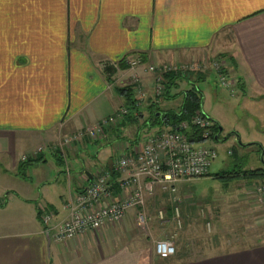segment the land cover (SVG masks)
<instances>
[{
	"label": "crops",
	"instance_id": "0c3cea01",
	"mask_svg": "<svg viewBox=\"0 0 264 264\" xmlns=\"http://www.w3.org/2000/svg\"><path fill=\"white\" fill-rule=\"evenodd\" d=\"M218 56L236 83L234 92L224 91L240 103L264 106V0H0V160L8 164L6 173L19 172L22 179V191L0 187V210L20 209L14 219L0 221V264H264V240L210 252L222 246L209 239L202 246L207 252L189 256L194 251L186 249V241L204 222L193 212L199 207L188 202L212 203L196 197L186 182L178 184L184 225L178 233L173 204L161 186L152 194L146 191L147 231L138 227L136 208L121 222L63 242H56L49 229L67 218L72 196L115 165L108 145L116 142L120 156L129 153L137 146L134 135L152 128L141 127L146 115L156 105L183 96L170 92V98L155 101L154 74L147 65ZM136 58L143 64L130 70L126 60ZM134 72L148 94L142 118L133 121L129 115L99 139L76 142L64 152L51 147L29 158L40 161L22 166V156L32 155L39 145L54 146L128 106L127 92L118 88L131 86L128 78ZM210 73L212 69L205 79ZM220 92L215 90L213 97L219 99ZM183 101L169 110H180ZM233 130L229 136L236 138L239 133ZM49 159L56 168H47ZM112 173L106 202L124 193L119 182L123 174ZM239 199L240 205L249 206L248 198ZM211 206L214 226L221 228L220 206ZM42 208L54 213L50 226L40 217ZM171 231L179 237L178 252L157 255L153 240Z\"/></svg>",
	"mask_w": 264,
	"mask_h": 264
},
{
	"label": "built area",
	"instance_id": "2783aa9c",
	"mask_svg": "<svg viewBox=\"0 0 264 264\" xmlns=\"http://www.w3.org/2000/svg\"><path fill=\"white\" fill-rule=\"evenodd\" d=\"M205 61H194L191 64L183 62L148 64L146 70L154 74L152 93L154 100L161 99L166 93L165 76L174 72L186 75L190 71L204 72L212 69L217 72L220 84L234 92L235 82L224 74V62L215 59L208 64ZM126 62L133 71L143 64L140 58L127 59ZM140 76L138 72H134L128 78V85L134 88L136 99L134 110L128 106L120 107L113 115L60 139L54 146L39 145L32 155L24 154L22 161L37 157L51 147L64 152L66 147L76 142L99 139L111 126L120 124L131 114L137 120L142 118L143 104L148 94ZM213 125V119L201 109L190 119L179 122L176 128L158 129L143 141L137 142V146L131 148L129 153H123L110 170L99 172L91 185L69 199L66 204L69 210L67 218L53 226L54 228H49L53 231V239L56 242H63L87 231L98 230L108 223L121 222L133 208L138 210L139 226L144 225L147 222V214L144 211L146 191L152 194L157 186H161L168 192L173 204V218L176 223L181 224L180 203L182 198L178 184L209 173L211 162L218 156V153L214 147L203 143L212 138ZM196 128L202 130V140L192 142L189 136ZM115 171L123 174L119 182L124 193L106 202L105 200L109 198L112 172ZM259 196L264 210V185L259 188ZM40 217L46 225L50 226L54 213L42 208ZM163 217L164 212L160 210L159 218ZM153 249L159 256L175 255L174 236L156 240Z\"/></svg>",
	"mask_w": 264,
	"mask_h": 264
},
{
	"label": "rangeland",
	"instance_id": "374dc122",
	"mask_svg": "<svg viewBox=\"0 0 264 264\" xmlns=\"http://www.w3.org/2000/svg\"><path fill=\"white\" fill-rule=\"evenodd\" d=\"M215 59L224 62L221 56L204 58L203 60H206L205 62L209 64V62ZM191 63L192 62H186V64ZM206 72L208 71L187 72L186 76L189 80L187 78H181L178 80V85L171 88V93L182 94L184 90H188L192 87L191 82L195 83L203 93L204 110L209 116L213 117L214 121H220L223 127L221 132L222 139L216 140L215 136L219 133V130H213L212 138L203 143L214 147L218 153V156L211 162L209 174L185 183L187 188L195 194L196 197L200 196L207 202L219 205L220 211L218 217L222 220L221 228L215 227L213 220L216 217V211L211 206L212 204H203L200 199H190L189 201V198H186L189 201L188 204L193 203L199 207V209L194 208L193 212L198 213V216L204 222V224L199 223L201 228L194 230L191 236L192 238L186 241V249H188L189 252L194 251L189 254V256L192 257L200 256L203 253L205 249H203L202 246L206 243L209 244V239L211 243H221L220 247L222 246L220 249H211L210 252L231 250L239 245L241 246V244L254 245L264 240V210L259 196V188L264 185V179L249 180L244 176L227 177L229 172L238 170L245 171L264 166V106L260 103L258 105V103L255 102L243 104V102H238V99L231 98L224 91L227 88L218 86L219 77L214 70L210 73L211 76L203 81L198 82V79H195L198 74H206ZM223 72L228 75L227 73H229V70H227L226 66H224ZM230 80L234 82L233 79L230 78ZM217 89L219 91L221 90L219 99L213 97V93ZM180 96L181 95L175 99L170 98L167 104L161 106L162 109L169 110L171 107L176 109L179 108L180 105L178 103H180L183 98V96ZM232 128L237 129L238 133L241 135V140L237 137L235 138L232 134L229 136L232 131H235ZM127 129H130V126H127ZM154 129L156 130V128L141 130L134 135V141H143L145 136L155 132ZM123 130L124 128L121 129V133ZM117 133L119 134L118 131ZM123 134H126V132L124 131ZM124 137L127 136L124 135ZM115 143L116 142H113L105 149H107L110 155L118 161L120 153L118 154L116 152ZM261 146L262 150H259ZM49 161L51 163L48 164L47 168H56V165L52 163L53 161H51V159H49ZM6 169H8L7 162H5V160H0V187L2 189L14 187L17 191H22L21 174L19 172L17 175L12 172L6 173ZM217 173H222L225 176L217 177ZM240 197L249 199L248 207H243V204L240 205ZM19 211L20 209L14 206L8 207L6 210H0V221L14 219L15 217H13V215H17ZM159 211L160 210H158V216ZM181 211L180 208V212ZM164 218L165 214L162 219ZM181 219V224L177 223L179 227L176 229L177 233L184 228L182 212ZM174 221L176 222V220ZM138 227L141 232L147 231L148 229L147 223ZM217 228H219V230ZM172 235L174 236V243L176 246L175 240L179 237H176V234L172 231L166 233L159 239H165ZM159 239H154L153 244ZM177 252L178 247L176 248V253Z\"/></svg>",
	"mask_w": 264,
	"mask_h": 264
},
{
	"label": "trees",
	"instance_id": "16d2710c",
	"mask_svg": "<svg viewBox=\"0 0 264 264\" xmlns=\"http://www.w3.org/2000/svg\"><path fill=\"white\" fill-rule=\"evenodd\" d=\"M108 71L110 74L114 73V69L111 67H108ZM205 74H198V76L195 79H198L197 81H203L205 80ZM166 82V93L163 95L162 98L168 99L170 98V92L171 88L173 86L178 85V80L181 78H187L185 74H182L181 72H174V73H168L165 76ZM110 78V77H109ZM188 79V78H187ZM189 80V79H188ZM197 83V82H196ZM192 87L188 90H184L182 92L183 94V105L181 106L180 110H164L160 105H156L154 109L150 111V114L146 115L144 123L141 125V127H147L150 126L152 128H176L179 122L182 120H187L193 117L195 114H197L201 109H203V93L199 89V87L191 82ZM195 84V85H194ZM134 88L132 86H122L118 88L119 92H127L126 96V103L129 106L131 110H134L136 108V99L135 94L133 92ZM158 112H160V115H158ZM130 118L133 121H137V118L133 116V114L130 115ZM213 130H219V123L214 121ZM190 139L192 142H199L202 140V130L201 129H194V132L190 134ZM259 150H262V146ZM40 158L36 159H30L26 162H23L22 166L32 164L33 162L40 161ZM209 174V173H208ZM207 174V175H208ZM226 174V173H225ZM222 173H217V177H224ZM234 176H244L245 178L249 180H263L264 179V166L256 169H250V170H238L234 172H229L227 177H234Z\"/></svg>",
	"mask_w": 264,
	"mask_h": 264
},
{
	"label": "water",
	"instance_id": "95a60500",
	"mask_svg": "<svg viewBox=\"0 0 264 264\" xmlns=\"http://www.w3.org/2000/svg\"><path fill=\"white\" fill-rule=\"evenodd\" d=\"M158 115H160V112H158ZM222 132V127L219 126V133L215 136V139H219V137L221 136ZM237 138L240 140L239 136H237Z\"/></svg>",
	"mask_w": 264,
	"mask_h": 264
}]
</instances>
